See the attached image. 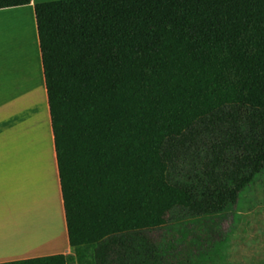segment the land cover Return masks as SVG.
Instances as JSON below:
<instances>
[{
    "label": "trees",
    "instance_id": "trees-1",
    "mask_svg": "<svg viewBox=\"0 0 264 264\" xmlns=\"http://www.w3.org/2000/svg\"><path fill=\"white\" fill-rule=\"evenodd\" d=\"M35 14L73 256L0 264H176L163 228L231 212L264 173V0Z\"/></svg>",
    "mask_w": 264,
    "mask_h": 264
},
{
    "label": "crops",
    "instance_id": "crops-1",
    "mask_svg": "<svg viewBox=\"0 0 264 264\" xmlns=\"http://www.w3.org/2000/svg\"><path fill=\"white\" fill-rule=\"evenodd\" d=\"M38 2V0H32L29 5L0 9V22L7 18H21V16H24L23 18H25V16L30 18V24L28 25V23H26V26H28L32 32L34 46H31L33 48L31 49L35 50L34 53L32 52L33 55L30 51L28 52V43H26L25 35L22 37L23 40L20 39L23 32L18 33L16 28L13 32L11 27H8V30L11 32H7V39L15 37L19 38V41L10 42L8 40V42H6V47L16 42V46L19 45V49L16 48V50L18 49L17 54H15V51L8 54L9 52H6L3 46L0 49V136H2L0 137L2 146L0 150V215L3 214L7 204H12L15 198L20 197V190L23 186L27 188V198L39 195L41 188L46 198L47 196L51 198V191L54 186L59 208L58 212L60 215L61 230L59 238L48 239L49 234L46 232L49 229L46 228L49 227H47L46 212L42 207H38L35 213L29 211L23 216L16 215L14 220L18 221V224H20L17 225L19 226L18 229H12L14 228L12 225H0V234L2 238H5L8 242L10 241L9 243L13 241L12 237H22L14 242V244H12L13 246H4L6 248L0 247V263L59 253L73 256V249L69 243L68 230L65 224L60 174L53 142L47 87L36 22L35 5ZM9 25L11 24L7 26ZM2 43H4V39H0V45H3ZM8 55H10V57L7 60L6 56ZM32 58H34V66H32ZM38 93H40V95H38ZM38 98H41L42 102L40 110L37 109L38 101L40 100H38ZM42 107L43 111L41 109ZM8 111L14 116V121L10 123H8L7 119ZM40 111L43 113H40ZM37 116L41 118H37ZM33 119L35 121L34 123H37L36 125L46 120V126L50 131V133L49 131L47 132L48 139L50 138L53 169L50 170L46 160L44 161L46 163V169L45 167L44 169H36L34 167L35 169H25V171H23V169H7V165H10V163L12 165L14 162L15 143L17 140L19 138L21 140L22 136L23 138L26 136L30 140L31 130L36 129L25 130L27 124L31 126V121H33ZM18 126L19 128H17ZM8 133L11 134V136H7ZM49 134H51V137ZM22 143H24V140L20 141V145H22ZM22 167L29 168L28 166ZM32 188L34 190L31 193L29 190ZM37 189H39V191H36ZM47 203L48 202H45L43 205L46 206ZM34 206L35 205L28 206L27 209L30 210ZM25 232L33 234V236H35L34 240L38 239L36 240L37 242L29 243L31 240H28L24 236ZM22 249H27L28 252H23ZM7 251L9 253H6Z\"/></svg>",
    "mask_w": 264,
    "mask_h": 264
},
{
    "label": "rangeland",
    "instance_id": "rangeland-1",
    "mask_svg": "<svg viewBox=\"0 0 264 264\" xmlns=\"http://www.w3.org/2000/svg\"><path fill=\"white\" fill-rule=\"evenodd\" d=\"M23 17L21 16V18ZM25 18L29 25L30 18L27 16ZM18 19L7 18L0 22V39H4L0 49L3 46L6 52L7 32H11L8 30L10 26L7 25L16 23L15 21ZM18 46H16V42L13 43L14 48L12 47V50L15 51V54L18 52ZM16 48L18 49L16 50ZM12 50H9L8 54ZM6 57L8 60L10 55ZM39 102H41V98ZM39 102L37 109H40L42 105V102ZM7 119L8 123L14 121V116L11 115L10 111H8ZM36 124V129L30 132L31 141L26 136L25 139L22 136L21 140H24V143L20 145L21 140L17 138L19 141L17 140L15 143L14 162L12 165L11 163L7 165V169H33L34 167L36 169H44L45 167L46 169L44 155H46L53 169L50 143L48 144L50 142L47 132L49 129L46 122L45 124ZM49 135L51 137V134ZM7 136H11V134L8 133ZM42 146L45 149H42ZM1 147L0 143V150ZM21 155L32 157L33 164L31 167H22L24 163L21 162ZM37 209L38 207L35 205L33 213ZM162 232L166 240H175L176 243L182 244L180 253L175 258L176 264H188L187 260L189 259L192 261L189 264H264V173L242 193L238 206L231 212L216 218L209 217L192 219L187 222L169 223Z\"/></svg>",
    "mask_w": 264,
    "mask_h": 264
},
{
    "label": "bare ground",
    "instance_id": "bare-ground-1",
    "mask_svg": "<svg viewBox=\"0 0 264 264\" xmlns=\"http://www.w3.org/2000/svg\"><path fill=\"white\" fill-rule=\"evenodd\" d=\"M25 19L26 18H19L16 21V23H13V24L11 23V25H9V26L11 27V30H13V32L15 31V28L17 29L16 31L18 33H20V32L22 33L23 32V35L20 37V39H22V37L25 35L26 43H28V52L30 51L31 53L32 52L34 53L35 50H32L33 48L31 47V46H34L33 45V42H32V32L30 31V28L28 26H26V23L28 22V20H25ZM18 39L19 38L12 37L10 39H7V42H8V40L10 42L11 41L14 42V41H16ZM12 47H13V44L7 45V47H6L7 51L12 50ZM33 53H32V55H33ZM32 59H33L32 60V66H34L35 65L34 64V58H32ZM38 95H40V93H38ZM39 99L40 98H38V100ZM39 103H41V102H39ZM40 113H43V112L40 111ZM37 118H41V117H38L37 116ZM34 122L35 121L33 119V121H31V123H32L31 126L30 125L26 126L25 127V130L27 131L29 129L36 128V126H35L36 123H34ZM45 122H46V120H45ZM45 122H43V123L45 124ZM44 124H43V126H45ZM49 143L50 142H48V144ZM43 147L44 146H42V149H45ZM47 148H48V146H47ZM44 156H45V160L48 162V167L51 170L52 167H51L48 159L46 158V155H44ZM21 161L24 163V166L31 167L32 164H33L32 157H28V156H24V155L22 156L21 155ZM23 171H25V169H23ZM54 188L55 187L53 186L52 187V191H51V198H49L48 196L46 198V196L42 192V190H43L42 188L40 189V191H39V189L36 190V191H39V195H37V196H31L30 198H27V188H26V186H23L22 189L20 190L21 191L20 192V197L19 198L18 197L15 198L14 199V202L12 204H9V205L7 204V206L5 207V210H4L3 214L0 215V225H2V226H11L12 225V227H14L12 229H18L19 226H17V225H20V224H18V221L14 220L15 216L16 215H22L23 216V215H25L29 211L33 213V207L30 210L27 209V207L28 206L37 205V207H42L43 210L46 212V216L45 217H46V222H47V225H48L47 227H49V228H46V229H49L46 232L47 234H49L48 235V239L50 240L51 238H53V239L59 238L60 230H61V224H60L61 221H60V215H59V212H58V209L59 208H58V205H57V197H56V194H55L56 191L54 190ZM33 190L34 189L32 188L31 190H29V192L32 193ZM45 202H48L46 206L43 205ZM24 236L28 240H31V241H29V243L37 242L36 240H38V239H35L34 240L35 236H33V234H31L30 232H25ZM20 237H22V236H20ZM20 237H12V240L13 241H11V243H9L10 241L8 242L7 240H5V238H2L1 237V234H0V247L1 248H6L4 246H9V247L10 246H13L12 244H14V242H16L18 239H20ZM20 246H22V245H20ZM20 248H22V247H20ZM22 250H23V252H28L27 249H22ZM6 253H9V252L7 251Z\"/></svg>",
    "mask_w": 264,
    "mask_h": 264
}]
</instances>
